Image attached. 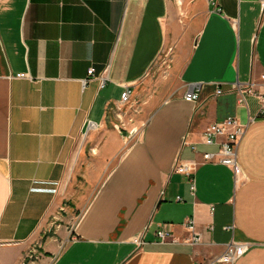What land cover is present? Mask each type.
<instances>
[{
	"label": "crops",
	"instance_id": "crops-1",
	"mask_svg": "<svg viewBox=\"0 0 264 264\" xmlns=\"http://www.w3.org/2000/svg\"><path fill=\"white\" fill-rule=\"evenodd\" d=\"M234 83L264 93V0H0V264L33 245L34 264H221L231 242L248 244L232 264H264V116ZM230 116H254L242 175L201 162L191 192L174 163L216 152L202 131Z\"/></svg>",
	"mask_w": 264,
	"mask_h": 264
},
{
	"label": "built area",
	"instance_id": "built-area-1",
	"mask_svg": "<svg viewBox=\"0 0 264 264\" xmlns=\"http://www.w3.org/2000/svg\"><path fill=\"white\" fill-rule=\"evenodd\" d=\"M108 65H105L101 71H96L95 67H90L87 70V78L95 77L99 81L100 87H102L107 78ZM147 75V74H146ZM86 78V79H87ZM86 79L82 80V86H84ZM230 89L236 94V104L238 107H245L248 109L247 95H253L258 101V110L256 117L264 116V93H254L252 88L248 85H241L234 83L230 85ZM222 92V89L215 90V94ZM131 89L128 86L121 93V101L128 103L130 100ZM197 90L189 85L185 90L183 98L186 101L195 103L197 100ZM254 120V116H249L246 122H241L236 116H230L208 124L202 131L201 139L206 144H218V150L216 152H202L201 160L198 161L195 158L178 160L174 163L172 170L174 172L183 174L187 177L189 189L191 192L194 190V171L201 162H217L231 167L235 178L242 175V172L236 161V148L237 144L243 135L247 125ZM222 137V138H221ZM221 138V139H219ZM193 152L196 151L195 145H190ZM175 200H180L179 196L175 197ZM185 228L189 231L190 236L187 239L191 244H197L200 239V233L195 229V223L193 218H187L184 223ZM156 236L162 242L172 238L170 225L163 224L157 231ZM141 243V240H138ZM248 248V244L231 242L226 251L215 259V261L221 264H232L234 259L242 255ZM29 256L32 257V251L28 250ZM56 256L53 258L55 259ZM52 259V260H53ZM35 260V259H32Z\"/></svg>",
	"mask_w": 264,
	"mask_h": 264
},
{
	"label": "rangeland",
	"instance_id": "rangeland-1",
	"mask_svg": "<svg viewBox=\"0 0 264 264\" xmlns=\"http://www.w3.org/2000/svg\"><path fill=\"white\" fill-rule=\"evenodd\" d=\"M172 55V49L171 48H166L163 53L158 57V59L156 60L155 64H154V69L152 71H150L148 77H151L152 80L155 78V76L157 75L156 73L162 71L164 72L167 68L170 67V63H171V57ZM50 222L51 220L53 221V218H49ZM48 220V221H49ZM55 222V220H54ZM53 225V224H52ZM38 244V243H37ZM29 250L32 251V257L29 256L30 252H26L24 258H23V264H34V263H40L39 262V258L41 257L40 251L38 249V246H34L31 247ZM55 253L53 252L52 256L50 257V259L44 263V264H49L51 262V260L55 257ZM35 259V260H32ZM43 264V263H42Z\"/></svg>",
	"mask_w": 264,
	"mask_h": 264
}]
</instances>
